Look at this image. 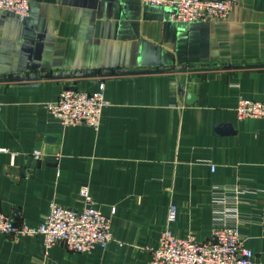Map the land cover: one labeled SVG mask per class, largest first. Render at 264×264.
I'll list each match as a JSON object with an SVG mask.
<instances>
[{
  "label": "crops",
  "instance_id": "obj_1",
  "mask_svg": "<svg viewBox=\"0 0 264 264\" xmlns=\"http://www.w3.org/2000/svg\"><path fill=\"white\" fill-rule=\"evenodd\" d=\"M232 1L226 18L206 23L173 22L141 0H30L24 18L0 11V211L37 225L53 202L82 209L89 186L113 236L74 253L0 234V264H149L171 204L173 234L205 242L213 187L238 183L255 191L240 205V231L253 264H264V118L236 113L240 97L264 102V0ZM102 81L98 131L47 111L62 90Z\"/></svg>",
  "mask_w": 264,
  "mask_h": 264
},
{
  "label": "built area",
  "instance_id": "obj_2",
  "mask_svg": "<svg viewBox=\"0 0 264 264\" xmlns=\"http://www.w3.org/2000/svg\"><path fill=\"white\" fill-rule=\"evenodd\" d=\"M141 1L145 5L166 8L169 19L178 23L221 21L235 5L232 0ZM0 11L28 17L31 12L30 0H0ZM105 89L103 81L92 92L64 89L55 101L46 104V109L63 126L87 125L98 131L103 111L108 105ZM1 111L2 104L0 114ZM236 113L239 119L264 118V102L240 97ZM33 156L39 158L41 151H33ZM251 193L255 191L240 183L213 187L212 234L205 242L197 241L193 235L178 237L173 234L170 225L176 220L177 208L171 204L167 227L158 245L149 248V264H253L254 253L244 245V236L240 231L241 226L248 223L242 216L240 205L248 202L246 195ZM80 195L83 199L82 209L68 208L53 202L44 221L37 225L18 224L11 216L0 211V234L15 237L41 236L45 251L58 243H63L74 253L105 249L113 241L111 219L96 207L89 186H83Z\"/></svg>",
  "mask_w": 264,
  "mask_h": 264
}]
</instances>
